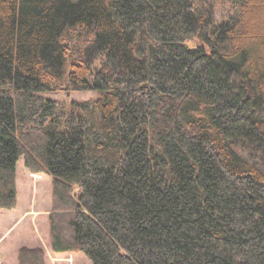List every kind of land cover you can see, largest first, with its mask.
Instances as JSON below:
<instances>
[{
  "label": "trees",
  "instance_id": "1",
  "mask_svg": "<svg viewBox=\"0 0 264 264\" xmlns=\"http://www.w3.org/2000/svg\"><path fill=\"white\" fill-rule=\"evenodd\" d=\"M228 2L0 0V210L24 157L71 264H264V0Z\"/></svg>",
  "mask_w": 264,
  "mask_h": 264
},
{
  "label": "rangeland",
  "instance_id": "2",
  "mask_svg": "<svg viewBox=\"0 0 264 264\" xmlns=\"http://www.w3.org/2000/svg\"><path fill=\"white\" fill-rule=\"evenodd\" d=\"M210 1L214 4V11L218 16L223 17L228 13L229 0ZM193 44L194 42H190V45ZM46 95L65 105H72L73 101L95 102L101 96L97 91L74 90L67 87L57 92L47 93ZM16 174L17 206L11 210H0V216L7 214L6 219L10 220L9 226L16 227V230L8 234L9 237L7 233H9L10 228L3 234L7 237L0 245V260L5 262V256L6 262L9 261V264H12V249L16 254L22 245H28L30 247L43 246L46 251L47 264H71L68 260L64 259L63 255L54 254L50 247L48 214L52 210V176L43 172H31L24 164V157L18 162ZM23 238L24 241H21ZM16 240H20V242L17 244L13 243ZM9 244L11 245V250L6 247ZM81 254V260L76 263L90 261L84 253ZM16 264H19L18 257H16Z\"/></svg>",
  "mask_w": 264,
  "mask_h": 264
},
{
  "label": "crops",
  "instance_id": "3",
  "mask_svg": "<svg viewBox=\"0 0 264 264\" xmlns=\"http://www.w3.org/2000/svg\"><path fill=\"white\" fill-rule=\"evenodd\" d=\"M7 214H3L0 216V245L5 240V235H3L7 229L10 228V230L13 228L11 225L9 226L10 220L6 219ZM16 226V225H15Z\"/></svg>",
  "mask_w": 264,
  "mask_h": 264
}]
</instances>
